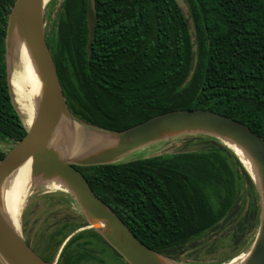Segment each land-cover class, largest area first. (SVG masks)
<instances>
[{"label":"trees","instance_id":"obj_1","mask_svg":"<svg viewBox=\"0 0 264 264\" xmlns=\"http://www.w3.org/2000/svg\"><path fill=\"white\" fill-rule=\"evenodd\" d=\"M185 1L195 43L178 0L63 1L48 42L73 119L119 133L169 112L211 111L264 141V0ZM15 2L0 0V141L10 143L27 134L13 103L6 60ZM195 140L204 148L77 167L143 244L174 261L225 223L233 225L235 247L255 236L260 223L259 195L238 158L213 138ZM29 165L24 159L15 171ZM244 187L250 191L246 209L239 208ZM80 229L82 224L66 222L56 247ZM99 242L114 251L94 230L79 232L58 264L96 260L91 246Z\"/></svg>","mask_w":264,"mask_h":264},{"label":"water","instance_id":"obj_2","mask_svg":"<svg viewBox=\"0 0 264 264\" xmlns=\"http://www.w3.org/2000/svg\"><path fill=\"white\" fill-rule=\"evenodd\" d=\"M46 8V0H16L8 18L6 60L14 49V41L24 42L44 72V87L34 121L29 127L23 122L26 136L20 142L13 143V147L4 152V157L0 159V191L13 176L17 165L24 159H30L33 179L36 182L65 186L66 193L90 224L89 229L97 232L127 264H179L143 244L93 192L88 180L77 167L121 164L122 159L134 152L175 137L199 135L213 138L234 153L257 190L260 223L243 264H264V141L247 126L211 111H174L123 132H106L108 143L100 142L73 159L61 145H53L63 122H73V117L48 42ZM8 80L10 84L9 68ZM227 143L239 148L241 155ZM81 231L83 229L73 235ZM0 263L57 264L49 263L39 256L25 240L21 228L14 229L1 209Z\"/></svg>","mask_w":264,"mask_h":264},{"label":"rangeland","instance_id":"obj_3","mask_svg":"<svg viewBox=\"0 0 264 264\" xmlns=\"http://www.w3.org/2000/svg\"><path fill=\"white\" fill-rule=\"evenodd\" d=\"M64 0H51L46 8V27L47 33L55 30L57 22L62 11ZM183 13L189 21L191 33L194 43L196 42L195 28L191 19L190 8L185 0H178ZM9 68V79L11 95L14 106L23 120L22 102L16 94L13 82L21 73L20 62L16 56V51L10 52L7 57ZM21 106V107H20ZM73 122H69V135L63 140H59V145L66 149L70 154V158H76L83 154L88 148L100 143L97 138L106 135V132L94 129L72 118ZM24 122V120H23ZM80 134V135H76ZM199 135H186L168 139L147 147H144L127 158L121 160V163H128L135 160L146 159L160 155H171L180 152H193L201 150L203 144L197 142L195 138ZM62 142V144L60 143ZM13 147V143L0 141V151L8 152ZM243 189V195L239 202V208L244 209L249 205V189ZM249 191V192H248ZM29 196L25 202L20 220V228L25 240L33 248V250L43 259L51 258L54 263L58 264V256L65 247L66 242L75 235H71L66 239L62 246L56 247V242L62 239L58 235L66 222L73 224H82L83 230H90L89 223L75 201L61 189L54 188L49 183L34 182L31 184ZM240 211V209H239ZM234 220L231 223H235ZM233 229V225L229 223L223 224L216 231L208 232L202 239L193 243L189 250L177 261L179 264H231L242 255L248 253L252 246L255 236L246 238L244 244L235 247L230 241L229 232ZM69 242V241H68ZM95 251L96 260L85 262L83 264H127L125 261L117 258V255L111 249H106L102 242L91 246ZM240 256V257H239ZM3 264V263H0Z\"/></svg>","mask_w":264,"mask_h":264},{"label":"bare ground","instance_id":"obj_4","mask_svg":"<svg viewBox=\"0 0 264 264\" xmlns=\"http://www.w3.org/2000/svg\"><path fill=\"white\" fill-rule=\"evenodd\" d=\"M51 0H46L48 4ZM14 50L20 62L21 73L19 77L13 82V87L16 90L17 97L22 102L23 120L27 127H29L35 119L37 108L43 96L44 87V72L27 49L24 42L14 41ZM21 107V106H20ZM69 123L65 120L56 134L53 145L59 143L67 135H69ZM76 135H80L77 134ZM102 143H108L109 138L105 135L97 138ZM62 144V142H60ZM229 144L233 149L241 155L239 148L234 144ZM32 165L18 169L13 173V176L7 181L5 187L0 191V209L8 221V223L16 230L20 228V220L25 206V202L29 196L31 184L36 182L31 174ZM51 186L67 192L65 186L58 183H51ZM240 257V256H239ZM248 255H242L240 258L231 264H243Z\"/></svg>","mask_w":264,"mask_h":264}]
</instances>
